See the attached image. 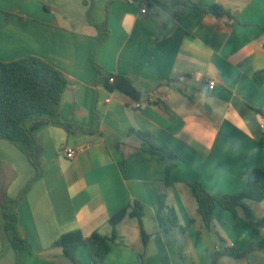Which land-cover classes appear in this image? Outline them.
<instances>
[{
	"label": "crops",
	"instance_id": "0c3cea01",
	"mask_svg": "<svg viewBox=\"0 0 264 264\" xmlns=\"http://www.w3.org/2000/svg\"><path fill=\"white\" fill-rule=\"evenodd\" d=\"M84 1L0 0V60L32 55L65 73L63 121L92 124L95 49L101 66L131 78L143 93L138 109L122 92L99 88L97 133L49 125L34 131L44 147V175L18 208L19 232L32 247L23 264H73L56 240L73 231L112 236L109 219L125 207L99 264H264V228L249 227L241 206H218L207 226L190 187L199 181L215 197L238 194L253 169L264 168L257 112L264 110V82L255 79L264 71V0H97L95 21H105L109 6L111 31L98 47ZM215 5L231 17L215 15ZM133 130L177 157L162 156ZM71 147L77 153L68 158ZM34 175L27 156L0 140V264H16L4 232V195L16 198ZM135 201L143 207L146 242L131 215ZM243 203L264 218V200ZM76 258L95 264L85 245Z\"/></svg>",
	"mask_w": 264,
	"mask_h": 264
},
{
	"label": "trees",
	"instance_id": "16d2710c",
	"mask_svg": "<svg viewBox=\"0 0 264 264\" xmlns=\"http://www.w3.org/2000/svg\"><path fill=\"white\" fill-rule=\"evenodd\" d=\"M97 0H85L89 23L97 29V47L105 43L110 35L108 12L102 23H97L94 18V9ZM211 11L217 16L231 17V14L220 6H213ZM8 16L9 14L6 13ZM93 65L98 73L94 80L95 101L93 107V121L91 126L67 123L62 120L60 109L63 95L68 87V78L51 63L36 56L28 55L12 62L0 60V140H6L17 146L28 158L35 168V175L29 180L16 198L4 195L1 203L4 217V232L15 252L16 264H23L25 256L32 251L31 243L19 232V205L25 198L35 182L44 175L41 157L44 152L43 145L36 139L34 131L43 126L49 125L64 129L69 134L78 132L94 134L100 131V116L98 112L97 93L99 88L104 87L110 91L118 90L129 97L132 101H140L143 93L138 90L131 78L115 74L96 60V49L93 52ZM258 83L264 82V71L258 72L255 76ZM257 112L264 119V110L257 109ZM144 142L152 147L158 148L164 157L176 158V154L167 147H159L154 139H150L145 132L133 130ZM264 147V136L261 139ZM171 167L167 168V179L170 176ZM197 201L199 213L207 226L215 220V209L219 206L224 210L234 211L241 206L245 212V222L254 231L264 228V218H257L251 209L243 203L244 199L254 201L264 200V168H255L248 177L246 188L238 194H223L219 197L212 195L201 182L196 181L190 184ZM132 216H136L141 224V233L146 242L147 236L143 229L142 218L144 211L142 205L134 202ZM128 207H125L109 219L113 228V235H103L97 231L89 236H84L80 231H73L62 235L53 244L54 247L62 248L64 255L73 264H82L76 258V250L79 246L85 245L89 250L91 260L95 264L102 263L112 249L116 239V226L127 214ZM172 225L177 224L175 212L168 211ZM227 252L243 257L247 251L238 252L227 249Z\"/></svg>",
	"mask_w": 264,
	"mask_h": 264
},
{
	"label": "built area",
	"instance_id": "2783aa9c",
	"mask_svg": "<svg viewBox=\"0 0 264 264\" xmlns=\"http://www.w3.org/2000/svg\"><path fill=\"white\" fill-rule=\"evenodd\" d=\"M147 12V9L146 8H143L142 9V13H146ZM216 83L214 81L210 82V88L213 89L215 87ZM151 100V99H150ZM132 106L135 107V108H141L143 106V103L141 101H134L132 103ZM65 153H66V156L68 158H73L76 153H77V149L76 148H67L65 150Z\"/></svg>",
	"mask_w": 264,
	"mask_h": 264
}]
</instances>
